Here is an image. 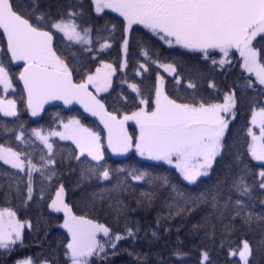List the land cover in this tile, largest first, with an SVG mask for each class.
<instances>
[{"label": "snow or ice", "instance_id": "1", "mask_svg": "<svg viewBox=\"0 0 264 264\" xmlns=\"http://www.w3.org/2000/svg\"><path fill=\"white\" fill-rule=\"evenodd\" d=\"M88 8L89 12L85 13L80 0L67 3L65 0H0V35L6 40V48L0 45L3 92L13 89L15 73L11 68L22 63L18 80L23 83L26 107L32 116L43 111L49 101L59 100L65 105L75 101L103 125L97 131L70 117L66 122L60 120L58 131L44 133L33 128L31 135L35 140L31 144V138H25L21 130L15 135L21 145L34 148L39 141L43 146L38 159L33 151L0 144V162L16 170L3 173L8 179L4 194L14 195L26 210L32 202L41 208L45 206V193L52 189L59 179V169L65 165L70 171L79 170L81 184L88 182L95 188L77 205L83 212L77 214L65 201V185L59 183L46 207L52 213L63 214L62 222L57 225L63 232L52 237L46 254L34 257L18 253L22 258L16 259L15 264H96L97 259H106L109 252L115 254L119 242L141 239V232L149 244L160 240L161 219L190 213L200 204L211 207L212 219L206 215L203 222L193 225L194 231L204 230L215 239L214 221H219L225 232L235 230L237 225L242 228L255 225L264 233V198L253 195L257 191L264 195V0H90ZM110 13L117 14L120 25L119 47L124 58L119 68L128 67L130 49L135 47L143 60L137 61L135 75L142 76L149 72L150 64L156 65L172 75L176 82L173 94L165 89V77L158 71L154 92L149 89L147 96L137 83L122 80L121 85L128 84L139 100L134 102L132 111L115 107L109 111L100 94L108 93L113 87L117 68L99 59V55L113 46L117 24H111L109 29L106 23L103 30L108 31V36H102L100 28L90 23L82 27L77 20L87 22L86 17L91 18L93 14L103 18ZM134 26H143L151 36L145 39L138 35L140 29ZM94 32L99 48L94 47ZM54 33L61 34L69 45L54 46ZM153 37L171 49L185 50L181 55L191 57L197 66L196 74L187 68L183 59L162 62L159 52L153 49ZM72 44L79 45L92 61L99 60L95 71L80 55L70 51ZM233 61L240 70L242 93H251V116L243 137L230 144V123L237 116L235 89L225 92L223 102H219L211 96H198L197 84L193 81L197 75H204L198 65L210 64L213 70L217 67L230 70ZM182 69L186 70V77L181 76ZM182 79H187L190 95L187 91L180 93L178 86ZM209 87L216 85L210 81ZM0 113L18 118L16 100L0 96ZM129 121L135 125L132 132L128 130ZM19 127L23 129L24 124ZM4 128L12 131L7 125ZM51 137L71 141L74 147H57ZM109 152L116 155L134 152L146 160L167 164L190 186L199 187L202 177L210 178V173L217 171L214 165L222 166V175L198 192L185 191L167 176H154L148 170L113 169L107 164ZM251 161L260 162L258 173ZM36 173L40 177L39 187ZM93 180L97 182L95 186L91 184ZM134 182H143L152 188L139 192L136 203L141 207L153 204L157 187L174 193L165 200L166 217H158L151 231H145L138 221L130 226L129 205L125 201L128 196L136 195L139 184ZM257 200L262 209L259 212L255 211ZM101 214L111 216L117 225L124 219V228L114 230L109 224L99 222ZM42 221L46 223L43 213L36 217L34 224L31 219L19 218L12 207H0V250L11 253L24 247L25 229L30 234L39 232ZM43 239L48 241V232ZM259 243L264 247V238ZM173 254L177 258L186 255L179 248ZM237 254L243 264H250L252 248L248 240L229 253ZM200 255L201 264H211L207 250ZM137 259L140 264H148L147 256ZM157 264L167 262L161 257Z\"/></svg>", "mask_w": 264, "mask_h": 264}, {"label": "trees", "instance_id": "2", "mask_svg": "<svg viewBox=\"0 0 264 264\" xmlns=\"http://www.w3.org/2000/svg\"><path fill=\"white\" fill-rule=\"evenodd\" d=\"M69 0H65V3ZM71 2H76V0H71ZM84 5L85 13L89 12L88 4L90 0H80ZM86 21L77 20L78 24H81L82 27L92 24L94 27L100 28L102 31L100 35L108 36V31H104V26L107 23V27L110 29L111 24H117L116 31V40L112 42L113 46L109 49L103 50L99 59L105 60L106 62L112 63L116 68L117 72L113 76V87L109 89L108 93H103L100 96L104 98L106 105L108 106L109 111H112L113 108L120 109L121 111H132L134 110V102H138L139 97L128 87V84L121 85L122 80H127L128 83H137L140 85L141 91L145 96L148 95V90L154 92L155 78L157 71L165 77V89L169 91L170 94H173L174 87H176V82L173 80L172 75L167 74L161 68L156 65H149V72L143 74L142 76L135 75V69L137 67V61L143 62L142 58L138 54V50L135 47L130 49L132 55L129 58L128 67L125 69H120L119 64L123 60V52L119 47L120 42V31H119V19L117 14L110 13L103 18H96L93 14L91 18L86 17ZM134 28H139L140 31L138 35L147 39L151 36L146 29H143L141 26H134ZM96 33H93L94 47L99 48V44L95 42ZM259 39V37H257ZM153 49L154 51L159 52V58L164 63H169L173 61V58L183 59L187 65V68L193 70V74H196V65H194L190 56H182L181 54L185 51L182 49H171L167 45H162V42H157L155 38H152ZM103 42V41H101ZM65 38L61 34L54 33V46L58 48H66L69 45ZM255 43V41H254ZM0 45H3L6 48V40L0 35ZM71 52H76L77 55H80L91 68L92 71L95 70V67L99 64V60L92 61L86 53H82V49L79 45L72 44L70 48ZM237 58L238 55L236 54ZM5 62H7V57H3ZM155 58V57H154ZM70 59V58H69ZM232 69H212L210 64H201L198 65L199 72L203 73V76H196L193 82L197 84L196 92L198 96L209 97L218 100L219 102L223 101V95L225 92L235 89L236 98H237V116L235 121L230 123V128L232 131V137L229 139V143L233 144L234 140L240 137H243L246 132V126L251 116V105L249 103L251 93L243 94L239 85L242 83L240 79V70L236 61H233ZM22 67V64L14 65L11 68V71L15 73L13 79V91L9 95L17 102V117H6L0 113V143L5 144L6 146L13 147L17 150L33 151L35 158L38 159L40 155V150L43 147L39 141H36V146L34 148H28L20 144L19 141L15 139V135L18 134L21 130L25 132V138H31L29 143L31 144L32 140H35V137H32L31 130L33 128H39L41 130H51L59 128L60 120L67 121L70 117H76L81 120V122L88 126L92 127L97 131L101 129L97 124L84 116L77 108H72L70 110H64L61 107H53L47 109L42 117L39 120H33L30 116V112L26 108L25 98L23 91L20 85L17 82V76ZM182 77H186V70L182 69L180 72ZM247 75V74H246ZM212 81L215 83L216 87H209V82ZM181 94H191V90L187 89V79H182L181 84L178 86ZM123 93V96L120 94ZM127 97V101L124 99ZM24 124V128L20 129L19 125ZM7 125V128L12 131H5L4 126ZM129 131L132 132L135 130V125L128 123ZM51 141H54L57 147H63L65 149L72 148L71 142L60 141L57 138H52ZM250 159V157H249ZM72 166L75 168V161H72ZM255 165V171L259 172V162L251 161ZM107 164L113 169L119 167H129V168H138L141 170H148L154 176H167L169 180L176 184L178 183L182 189L185 191L198 192L206 186H211L215 183L218 175H222L220 165H214L217 171L210 173L209 177H202V184L199 187L187 185V182L182 181L176 173L175 169L163 164L150 162L144 159L139 158L134 152L125 159L117 160L107 154ZM7 171H16L10 169V166L3 165L0 162V184L3 185V188L0 189V207H12L17 211L19 218L21 219H31L35 224L37 216H40L43 213L46 223L42 221L40 225L39 232L29 233L28 229H25V246L22 248H17L11 253H5L3 250H0V264H15L16 259L22 258L18 253H23V255L36 256L39 253L46 254L50 248V241L52 237L58 235L60 232H63L62 229H58L57 225L62 221L61 213H52L50 209H47L46 204L50 203V198L55 194V188L59 186V183L65 185V201L73 206L74 211H77V214H83L80 208L77 207L85 198L87 193L95 190L94 187H90L88 182L80 183L79 182V170L75 172L70 171L67 165L59 169L58 176L59 179L55 182L50 191H46L45 196L46 200L44 202V207H38L36 202L30 203L28 209L26 210L20 203V200L14 195L5 196L7 192L8 179L3 175ZM37 187L40 184L39 174H34ZM26 180L27 178L24 177ZM139 184L135 196H128L125 201L129 205L128 209V220L130 226L135 222H139L142 228L145 231L153 230V226L156 223L158 217L163 218L167 215V208L164 206L165 200L170 196L174 195L171 193V190H165L164 188H156V199L153 201V204L150 207H141L137 205L136 198L139 196L140 191H151L152 188L150 185L143 182H134ZM93 186L97 184L95 180L91 182ZM103 186V185H101ZM254 196L264 198V195L261 193L254 192ZM39 200V194L37 193V201ZM261 205L259 201L256 202L255 211H261ZM212 209L210 206L205 204H200L195 207L190 213H186L182 216H175L171 219L164 220L161 219L163 228H160L162 238L158 241H154L149 244L147 239L144 238V233L141 232V239L137 241L125 240L119 242L118 249L115 254L109 252V255L106 259L100 260L97 259L96 264H140V261L137 259L139 256L141 260L147 256L148 264H157L158 260L163 257L166 260L167 264H201V255L200 253L204 250L209 252V259L211 264H242L240 259L237 256L229 255L231 250H238L242 246L243 240H248L252 248V254L249 257L250 264H264V247L260 246V240L264 238V233L260 231L255 225L252 228H242L237 225V228L230 232H225L219 221H214L216 223L215 230V239L211 235H206L204 230L194 231L193 225L203 222V219L206 215L212 219L211 213ZM99 222L107 223L109 226L113 227L114 230H122L124 228V219H121L119 225H117L111 216L105 217L101 214ZM170 229L168 232H164V229ZM209 229V233H210ZM45 232L49 233L48 241L43 239ZM181 249L186 255L177 258L173 253L176 249ZM131 253V254H129ZM160 255H157V254ZM207 264V262H203Z\"/></svg>", "mask_w": 264, "mask_h": 264}, {"label": "water", "instance_id": "3", "mask_svg": "<svg viewBox=\"0 0 264 264\" xmlns=\"http://www.w3.org/2000/svg\"><path fill=\"white\" fill-rule=\"evenodd\" d=\"M21 69H22V67H21ZM17 82H18V84L20 85V87H21V89L23 91V83H22V81L18 80V76H17ZM23 94H24L25 105H26V93L23 92ZM53 107H61V108H63L66 111L70 110L72 108H77L84 116H86L90 120L94 121L101 130L103 129V125L100 123L99 119L97 117L92 116L91 113L85 112L83 106L80 105L79 103L75 102V101L72 104H69V105H65L63 103V101H59V100L49 101L47 104L44 105V110L41 111L37 116H32L31 113H30V116H31V118L33 120H39L47 109H50V108H53ZM128 130H129V128H128ZM131 153L132 152L124 154V155H116V154H112V153L109 152L108 154L113 159L122 160V159H125V158L129 157L131 155Z\"/></svg>", "mask_w": 264, "mask_h": 264}, {"label": "rangeland", "instance_id": "4", "mask_svg": "<svg viewBox=\"0 0 264 264\" xmlns=\"http://www.w3.org/2000/svg\"><path fill=\"white\" fill-rule=\"evenodd\" d=\"M141 27H143V26H141ZM237 55H238V53H237ZM124 58V57H123ZM109 63V62H108ZM22 64V63H21ZM162 69V68H161ZM163 71H164V69H162ZM95 71V70H94ZM165 72V71H164ZM167 74H169V73H167ZM160 75H162V74H160ZM169 75H171V74H169ZM13 91V89H9V91L5 94L4 92H3V88H2V86H0V96H4L5 97V99H13V97L11 96V95H9L10 94V92H12ZM101 94H103V93H101ZM100 94V95H101ZM223 102V101H222ZM1 114H3V113H1ZM66 122V121H65ZM129 123H132V124H134V122H132V121H129ZM60 128H61V126L59 125V128H55V129H51V130H60ZM44 133H47V132H49L50 130H42ZM52 138H57V139H59L58 137H51L50 138V140L52 139ZM68 142H71V141H68ZM1 144V143H0ZM138 156V155H137ZM139 157V156H138ZM139 158H141V159H144V160H146L145 158H142V157H139ZM147 161H150V160H147ZM150 162H156V161H150ZM257 162V161H256ZM156 163H162V162H156ZM260 163V162H259ZM167 165V164H166ZM169 166V165H168ZM171 167V166H170ZM55 195V194H54ZM62 214V213H61ZM63 215V214H62ZM62 222V221H61ZM60 222V223H61ZM238 258H239V255L237 254L236 255ZM240 259V258H239ZM242 262V261H241ZM242 264H243V262H242Z\"/></svg>", "mask_w": 264, "mask_h": 264}]
</instances>
